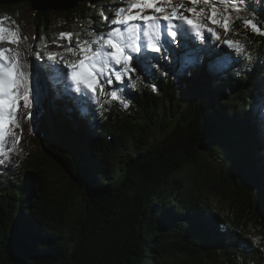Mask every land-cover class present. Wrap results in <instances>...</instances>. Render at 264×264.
<instances>
[{
    "label": "trees",
    "instance_id": "obj_1",
    "mask_svg": "<svg viewBox=\"0 0 264 264\" xmlns=\"http://www.w3.org/2000/svg\"><path fill=\"white\" fill-rule=\"evenodd\" d=\"M120 1L82 0L67 15L88 29L103 23L97 5ZM247 6L259 11L264 0ZM35 16L33 56L56 38L58 14ZM239 16L227 36L242 51L211 72L193 61L185 100L160 72L148 81L155 92L136 78L127 109L86 107L55 86L51 144L38 163L67 174L73 190L45 166H19L0 191V264H264V239L252 231L263 224L259 198L241 184L246 177L264 191V36L245 28L248 12Z\"/></svg>",
    "mask_w": 264,
    "mask_h": 264
},
{
    "label": "snow or ice",
    "instance_id": "obj_2",
    "mask_svg": "<svg viewBox=\"0 0 264 264\" xmlns=\"http://www.w3.org/2000/svg\"><path fill=\"white\" fill-rule=\"evenodd\" d=\"M246 4L247 0H121L119 4L97 5L107 28H91L84 39L79 32H60L52 43L63 51L50 52L48 60L53 64L46 67L56 72L59 80L70 81L71 88L66 90L88 97L100 107L115 101L127 109V89L130 83L135 87L133 74L155 65L168 75L170 64L161 61H170L175 55L173 45L180 42V37L194 35L200 41L214 38L218 44L242 51L239 41L222 37L216 30L230 32L242 12L253 17L243 19L245 28L264 36V7L256 11ZM233 13L237 15L234 17ZM257 16L260 23L256 22ZM7 20V16L0 18V165L10 163V154L20 143L23 122H31L29 127L35 124L40 108L34 66L22 59L19 49L28 38L21 36L18 26L6 27ZM59 40L67 43L60 44ZM65 53L72 58L65 59ZM151 87L158 91L155 85ZM100 96L106 97L103 104Z\"/></svg>",
    "mask_w": 264,
    "mask_h": 264
},
{
    "label": "rangeland",
    "instance_id": "obj_3",
    "mask_svg": "<svg viewBox=\"0 0 264 264\" xmlns=\"http://www.w3.org/2000/svg\"><path fill=\"white\" fill-rule=\"evenodd\" d=\"M121 2V1H120ZM119 2V3H120ZM179 2V0H177ZM118 3V4H119ZM17 8H12L14 5H0V18H3L4 16L9 17V20L5 21L6 27L15 28L16 26L19 27L21 36H26L28 39L24 40L20 45L19 49L21 51V56L23 60L29 61L34 67L32 68V71L34 73L35 69H40L45 77L47 78L48 82L51 83V92H47L40 84L41 82L38 81L37 75H34V78L37 80L39 85V92H40V108H39V116L36 121V124H32L31 127L29 125L31 122L25 121L23 122V131L20 132V143L15 146V151L12 152L10 163H7L5 165H0V191L4 187V185H9L10 177L14 176L15 173L17 174L19 172V166L25 165V166H31V165H37L38 160L42 156V148L39 146L40 137L42 136V125L44 121L49 119V103L52 100L53 90L55 86H64V87H70V81H61L58 79L57 73L52 72L48 70V65H52L53 63L48 61V54L50 52L54 51H63L61 48L56 47V44L52 43L51 45L43 48L42 53L39 54V59L37 58V54L34 52V56L31 54L32 43L34 42L33 35H34V23H35V11L31 8V6H27L25 3L17 4ZM190 6V5H189ZM201 7H203L201 5ZM54 13H57L58 16L56 18V21L53 26L52 33L55 35L56 40L58 38V34L60 32H79L82 36H85L88 31L91 30V28H95L98 31L103 30L104 28H107V22L103 21V23H100V20H95L94 24H100L97 25V27L91 26L90 28H85L82 21L75 20V18H71L68 16L67 11L64 12H58V11H52ZM187 15V13H185ZM12 21H15V24L12 23ZM79 28H82L84 31L80 32ZM217 32L227 39V33H224L223 29L217 28ZM207 35V34H206ZM180 42L178 44H174V52L175 55L171 58V63L168 60H162V64H170L168 75L167 77L172 78V80L178 85L179 88V95L178 99L185 100L187 98L186 95V88L183 85V76L184 73L187 72V70L190 68L193 61L196 59H199L201 64L205 66L206 71L211 72V68L215 66V64H228V58L225 56L235 52L233 49H229L227 45L223 43H217L214 38L213 39H206L205 41L198 40L194 35H189L188 37H180ZM60 44H66L67 41L65 40H59ZM7 46V45H5ZM47 56V57H46ZM72 57L70 54L65 53V59H71ZM172 61L178 63V65L183 66V70L180 72L173 71L171 69ZM218 64V65H219ZM162 73L163 69L156 66V71L152 70L151 67L143 68L139 70L137 73H134L135 81L136 78L139 76L142 81H144L147 85V87H151V84L148 83L150 77L156 73ZM35 74V73H34ZM164 75V74H163ZM56 76V77H54ZM165 76V75H164ZM147 77V79L145 78ZM56 79V80H53ZM138 79V78H137ZM56 81V82H55ZM115 87V85H113ZM131 83L129 84V87L127 90L131 89ZM69 89V88H68ZM70 94L73 95V98H78L77 100L81 101L82 105L84 106H100L96 104L94 101L90 100L88 97H82L78 94H76L74 91L68 90ZM107 91V89H106ZM172 98L166 101V107H175L176 106V99ZM101 104H103L106 97L100 96L98 97ZM77 103H80V102ZM81 105V104H80ZM105 106V105H104ZM103 106V107H104ZM19 131V130H18ZM48 163V162H47ZM41 167L45 166L46 169L49 171V173H52V176L54 179H56L59 188H63L66 193H69L72 189L71 185V179L67 174H65L63 171L58 170L55 168L51 163H48V165H44L43 163H38ZM74 193V191H73ZM215 203H219L224 205L226 208L229 207V203L226 201H223L221 197L217 196L214 199ZM253 231V230H252ZM254 239H261L263 240V234L257 231H254Z\"/></svg>",
    "mask_w": 264,
    "mask_h": 264
},
{
    "label": "water",
    "instance_id": "obj_4",
    "mask_svg": "<svg viewBox=\"0 0 264 264\" xmlns=\"http://www.w3.org/2000/svg\"><path fill=\"white\" fill-rule=\"evenodd\" d=\"M82 0H0V5H17L21 3H29L31 8L36 12V13H46L48 11H58V12H64L75 10V8L81 3ZM49 119L44 121L42 125V131L41 134L42 136L40 137L39 141V146L42 148V156H44L45 152V146L48 145L50 146L51 141H49L48 136V124ZM37 126V124L35 123ZM48 135V136H47ZM54 141V140H53ZM40 157V158H41ZM241 184L246 187L248 191L251 192V194L254 196H257L259 198V209L258 211V218L263 222V224L258 223L255 221L253 223V231H257L263 234V239H264V207H263V201H264V191L260 187L259 184L254 182L253 180L244 177L242 179ZM263 211V212H262Z\"/></svg>",
    "mask_w": 264,
    "mask_h": 264
},
{
    "label": "bare ground",
    "instance_id": "obj_5",
    "mask_svg": "<svg viewBox=\"0 0 264 264\" xmlns=\"http://www.w3.org/2000/svg\"><path fill=\"white\" fill-rule=\"evenodd\" d=\"M34 75H37L38 77V81L41 82L40 84H42V86H44L45 90L47 92H51V83L48 82L47 78L45 77V75L43 74V72L38 68L35 69L34 71ZM70 89V87H68Z\"/></svg>",
    "mask_w": 264,
    "mask_h": 264
}]
</instances>
